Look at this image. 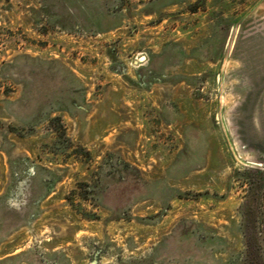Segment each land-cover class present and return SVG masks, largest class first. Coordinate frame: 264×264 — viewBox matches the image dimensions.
I'll use <instances>...</instances> for the list:
<instances>
[{"label":"rangeland","instance_id":"obj_1","mask_svg":"<svg viewBox=\"0 0 264 264\" xmlns=\"http://www.w3.org/2000/svg\"><path fill=\"white\" fill-rule=\"evenodd\" d=\"M0 264H264V0H0Z\"/></svg>","mask_w":264,"mask_h":264}]
</instances>
